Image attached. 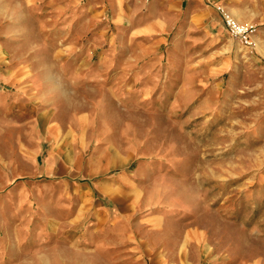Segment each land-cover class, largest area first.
Segmentation results:
<instances>
[{
  "label": "rangeland",
  "instance_id": "obj_1",
  "mask_svg": "<svg viewBox=\"0 0 264 264\" xmlns=\"http://www.w3.org/2000/svg\"><path fill=\"white\" fill-rule=\"evenodd\" d=\"M213 1L201 7L216 5L219 14L191 23L187 1L180 6L179 24L159 52L174 55V74H115L106 60L138 69L130 54H138L140 40L129 32L140 19L137 0H125L136 15L123 30L112 21L111 0H0V112L21 121L42 110L67 118L79 110L127 121L136 140L143 136L146 161L173 169L147 177L173 189L174 229L193 227L205 242L190 258L264 264V74H243L254 66L245 55L257 52L258 39L254 34L246 47L232 36L217 8L229 11L228 0ZM233 1L257 33L264 22L253 14L264 11V0ZM76 74L106 76L96 82ZM2 123L0 264H107L83 247L34 234L37 221L68 213L65 206L74 207L76 197L60 176L37 169L44 159L33 169L12 151L14 135L18 146L27 143L28 126ZM139 159H132L131 170Z\"/></svg>",
  "mask_w": 264,
  "mask_h": 264
},
{
  "label": "crops",
  "instance_id": "obj_2",
  "mask_svg": "<svg viewBox=\"0 0 264 264\" xmlns=\"http://www.w3.org/2000/svg\"><path fill=\"white\" fill-rule=\"evenodd\" d=\"M184 1L137 0L140 19L130 25L129 32L140 40L138 54H130L138 69L132 64L124 66L123 60L115 66L114 60L108 59L107 64L113 63L110 66L113 73L174 74V55L166 58L159 52L169 41V32L179 24L180 6ZM186 1L188 23L194 17L219 14L215 4V7H201L205 0ZM111 3L112 21L123 30L122 26L127 20L132 21L136 11L125 9V0H111ZM226 3L229 12L238 20L247 22L250 19L239 12L240 2L228 0ZM91 16L95 17V14ZM253 18L264 22V11L253 14ZM255 37L258 39L256 51L261 54L264 25ZM170 43V47H174V37ZM123 49L120 46V50ZM120 52L125 53L124 50ZM256 53L245 55L254 66L243 74H264V58ZM105 76L76 74L75 78L97 82ZM47 114L42 110L41 115L27 114L20 121L15 113H10L9 117L0 112V128L3 121L13 126H28L27 143L20 145L19 141L18 146L17 134L14 135L15 149L12 151L26 157L33 169L37 168L40 157L44 159L43 167L37 169L46 175L60 176L65 186L71 185V192L76 197L74 207L65 206L68 213L37 221L39 225L34 234L58 238L61 246L83 247L99 263L196 264L190 256L200 254V245L205 242H201L193 227L174 229L173 189L162 182L153 183L147 177L172 174L173 169L164 171L165 168H159V162L146 161L150 156L146 154L148 149L143 154V136L136 140L127 128V121L121 119H102L90 112L82 116L79 110L73 111L70 118L47 117ZM135 157L144 160L139 159L138 167L131 170L130 164ZM67 192L65 189L62 195L67 197Z\"/></svg>",
  "mask_w": 264,
  "mask_h": 264
},
{
  "label": "built area",
  "instance_id": "obj_3",
  "mask_svg": "<svg viewBox=\"0 0 264 264\" xmlns=\"http://www.w3.org/2000/svg\"><path fill=\"white\" fill-rule=\"evenodd\" d=\"M222 19L232 36L237 38L243 45L253 44V35L256 32V26L236 19L224 6L218 5Z\"/></svg>",
  "mask_w": 264,
  "mask_h": 264
}]
</instances>
